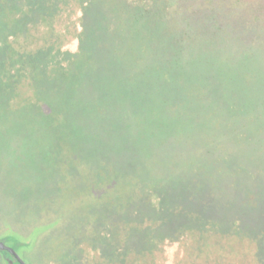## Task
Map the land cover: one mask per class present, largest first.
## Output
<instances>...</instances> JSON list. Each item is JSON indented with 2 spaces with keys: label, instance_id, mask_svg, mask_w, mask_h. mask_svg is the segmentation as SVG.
<instances>
[{
  "label": "trees",
  "instance_id": "16d2710c",
  "mask_svg": "<svg viewBox=\"0 0 264 264\" xmlns=\"http://www.w3.org/2000/svg\"><path fill=\"white\" fill-rule=\"evenodd\" d=\"M1 207L71 264H264V0H0Z\"/></svg>",
  "mask_w": 264,
  "mask_h": 264
},
{
  "label": "rangeland",
  "instance_id": "374dc122",
  "mask_svg": "<svg viewBox=\"0 0 264 264\" xmlns=\"http://www.w3.org/2000/svg\"><path fill=\"white\" fill-rule=\"evenodd\" d=\"M92 209L93 208H91L88 215L81 214L78 221L80 224L82 223L86 225V230L91 228L93 221L101 223L98 231L101 230L102 232H106V230H104V223L107 222L108 218H102L95 214L91 215ZM4 211L5 207H1L0 240L5 242L8 246L15 248L20 253L26 264H71L72 260H69V256L71 257V255H73L72 245L75 244L76 239L80 240V237L85 233L84 231L80 230L78 234H75L74 236L71 234V237L64 240L63 244H61L57 241L61 237H59L60 233H56L58 236L56 237L54 234L50 235L47 232L46 234H42L43 238H41L40 233L36 231L33 233L34 230L31 231L27 227L24 228L23 226L18 225V223L13 220L15 217L10 218L6 216ZM69 226V222L63 221V228H67ZM105 235L106 233H104L103 236ZM39 237L41 238L40 241ZM94 244L100 247V244L97 241ZM108 246L109 244L106 246V249H104L105 251L103 252V257H111L114 259L113 253H111L112 247ZM5 252L1 253L3 264H19L13 256H11L8 252Z\"/></svg>",
  "mask_w": 264,
  "mask_h": 264
},
{
  "label": "water",
  "instance_id": "95a60500",
  "mask_svg": "<svg viewBox=\"0 0 264 264\" xmlns=\"http://www.w3.org/2000/svg\"><path fill=\"white\" fill-rule=\"evenodd\" d=\"M0 250L8 252L13 256L19 264H26L20 253L13 247L8 246L5 242L0 240Z\"/></svg>",
  "mask_w": 264,
  "mask_h": 264
}]
</instances>
